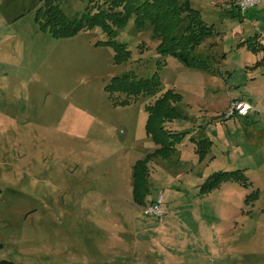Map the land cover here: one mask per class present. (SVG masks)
<instances>
[{"label": "rangeland", "instance_id": "1", "mask_svg": "<svg viewBox=\"0 0 264 264\" xmlns=\"http://www.w3.org/2000/svg\"><path fill=\"white\" fill-rule=\"evenodd\" d=\"M56 1L70 20L91 2ZM189 2L214 26L195 52L219 74L160 57L150 25L138 30L133 17L115 36L129 57L115 63L99 27L55 38L35 20L40 0H0V261L264 264V63L255 66L263 54L238 46L255 34L264 45V0L240 13L236 0ZM157 67L155 97L112 105V77L147 78ZM168 89L181 95V117L168 127L186 135L168 158L148 162L140 206L133 166L157 148L144 107ZM240 98L251 109L225 119ZM202 138L211 146L199 161ZM237 168L250 185L201 191L210 174ZM150 206L161 214H144Z\"/></svg>", "mask_w": 264, "mask_h": 264}, {"label": "trees", "instance_id": "2", "mask_svg": "<svg viewBox=\"0 0 264 264\" xmlns=\"http://www.w3.org/2000/svg\"><path fill=\"white\" fill-rule=\"evenodd\" d=\"M40 2L41 5L34 14L40 30L55 38H66L97 26L106 36V41L100 43L112 47L115 63L123 62L129 57L125 43L117 41L115 36L117 30L123 28L133 17L138 30L144 29L146 24L150 25L153 38L159 41L155 51L160 57L171 56L185 67L211 75L219 74L212 68L208 57L195 52L215 32L213 24L205 22L199 11L191 7L189 0H91L85 11L71 20L62 12L56 0ZM235 8L237 12H241ZM258 39L259 35L255 34L238 43V46L243 45L252 53L262 52L263 57L255 66L264 63V45L259 43ZM160 64L163 65L158 61L157 66ZM159 68L147 78L137 77L132 72L112 77L104 87L112 105L124 106L135 102L139 97H155L160 92ZM180 101L181 95L168 89L144 107L147 114L145 133L157 148L134 163L132 199L137 205H143L149 195L146 184L148 162L153 157L168 158L186 135L185 132L174 131L168 127V124L181 117L176 108ZM195 144V153L198 160L202 161L209 152L211 141L202 138ZM229 181L244 187L251 184L244 174V169L237 168L210 174L202 183L201 191L210 192ZM257 192L255 190L246 196L245 201L255 198ZM0 264L14 263L1 260Z\"/></svg>", "mask_w": 264, "mask_h": 264}, {"label": "built area", "instance_id": "3", "mask_svg": "<svg viewBox=\"0 0 264 264\" xmlns=\"http://www.w3.org/2000/svg\"><path fill=\"white\" fill-rule=\"evenodd\" d=\"M259 0H236V7L241 11L245 12L246 10L250 9L251 7L255 6ZM251 109L250 106H248L243 101H233L228 111L225 114V118H230L235 114L238 115H244ZM157 205V204H156ZM144 214H155L160 215L161 211L159 210L158 206H150L144 210Z\"/></svg>", "mask_w": 264, "mask_h": 264}, {"label": "crops", "instance_id": "4", "mask_svg": "<svg viewBox=\"0 0 264 264\" xmlns=\"http://www.w3.org/2000/svg\"><path fill=\"white\" fill-rule=\"evenodd\" d=\"M236 99H238V98H236ZM240 100L244 101V100H243V99H241V98H240ZM156 201H157V199H156ZM156 201L154 202V204L156 203Z\"/></svg>", "mask_w": 264, "mask_h": 264}]
</instances>
